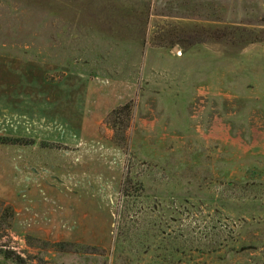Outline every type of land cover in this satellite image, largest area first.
Returning a JSON list of instances; mask_svg holds the SVG:
<instances>
[{
	"label": "rangeland",
	"instance_id": "rangeland-1",
	"mask_svg": "<svg viewBox=\"0 0 264 264\" xmlns=\"http://www.w3.org/2000/svg\"><path fill=\"white\" fill-rule=\"evenodd\" d=\"M1 205L32 264H264V0H0Z\"/></svg>",
	"mask_w": 264,
	"mask_h": 264
},
{
	"label": "trees",
	"instance_id": "trees-1",
	"mask_svg": "<svg viewBox=\"0 0 264 264\" xmlns=\"http://www.w3.org/2000/svg\"><path fill=\"white\" fill-rule=\"evenodd\" d=\"M129 112V106L128 104H125L122 107H118L114 109L111 114H110V119H113V127L116 128V125L121 126V128H125L126 125L123 122L120 123V117H118L122 112ZM126 115V114H125ZM128 116L126 120L128 121ZM123 124V125H122ZM10 142H21L19 140H14ZM13 217V211L10 207L7 206H2L1 205V211H0V224H2V227H6V224L9 223V221L12 220ZM8 226V225H7ZM35 242H38V240H34ZM40 241V240H39ZM41 243L42 248H46L49 246V243L47 242H39ZM52 248L57 252V253H62V254H87L89 250L91 251H98L97 248H88V247H83L82 244L79 243H72V242H57L55 244H52ZM0 258L8 263L11 264H32V258L30 256L27 257H22L21 254L17 253L15 250L3 246L0 244ZM40 264H45L43 261H39Z\"/></svg>",
	"mask_w": 264,
	"mask_h": 264
},
{
	"label": "crops",
	"instance_id": "crops-1",
	"mask_svg": "<svg viewBox=\"0 0 264 264\" xmlns=\"http://www.w3.org/2000/svg\"><path fill=\"white\" fill-rule=\"evenodd\" d=\"M0 264H11V263L5 262V261H3V260L0 258Z\"/></svg>",
	"mask_w": 264,
	"mask_h": 264
}]
</instances>
